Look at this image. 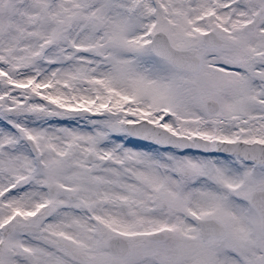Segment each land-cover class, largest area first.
<instances>
[{"label":"snow or ice","instance_id":"6c2138e0","mask_svg":"<svg viewBox=\"0 0 264 264\" xmlns=\"http://www.w3.org/2000/svg\"><path fill=\"white\" fill-rule=\"evenodd\" d=\"M0 264H264V0H0Z\"/></svg>","mask_w":264,"mask_h":264}]
</instances>
